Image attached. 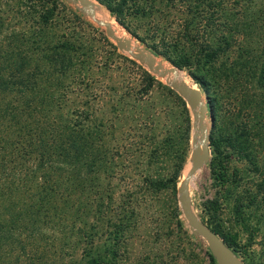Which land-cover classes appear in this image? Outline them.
I'll list each match as a JSON object with an SVG mask.
<instances>
[{
    "label": "trees",
    "instance_id": "1",
    "mask_svg": "<svg viewBox=\"0 0 264 264\" xmlns=\"http://www.w3.org/2000/svg\"><path fill=\"white\" fill-rule=\"evenodd\" d=\"M21 1L23 26L0 40V264H158L148 207L162 198L168 214L169 201L185 232L176 206L184 99L102 32L99 43L82 40L57 9L63 0ZM97 1L203 90L213 125L218 117L214 153L262 148L264 177V0ZM180 142L173 170L156 172Z\"/></svg>",
    "mask_w": 264,
    "mask_h": 264
},
{
    "label": "rangeland",
    "instance_id": "2",
    "mask_svg": "<svg viewBox=\"0 0 264 264\" xmlns=\"http://www.w3.org/2000/svg\"><path fill=\"white\" fill-rule=\"evenodd\" d=\"M63 1L65 6L60 5L57 9L60 14L70 19L72 24L75 25V30L77 34H80L82 40L93 38L94 40L96 39V43H99L97 40L100 38L101 32L106 36L103 26L98 25L88 15L82 13L78 3ZM91 1H95L105 8L97 0ZM21 2V0H0V40L4 41L6 34L12 31L16 32L20 26H23L21 23L22 19L19 17L22 11ZM74 9L80 18L75 17ZM107 12L109 13L108 10ZM109 15L111 14L109 13ZM114 21L122 27L128 40H133L143 50H147L160 62L167 64V66L172 65L162 56L155 54L144 46L115 19ZM106 37L115 45L118 53L134 59L156 78L167 84L162 76L154 74L144 63L129 55L123 48L116 46L114 41L108 36ZM100 47L106 48L101 43ZM119 67H123L122 70L124 69V72H126L124 74L129 72L133 75V66L129 63L121 62L117 69ZM180 71L185 74L192 87L198 92L202 102L206 105L203 121L205 122L208 137V156L198 167L192 177L193 180L191 179L188 184V198L192 211L208 227L214 224L219 227V230L231 240L234 253L242 264H264V212H262L263 209L260 207L259 209L255 208L258 200L262 199V192L264 191V177L260 167V157L263 149L261 148L259 151L253 150L251 154L254 157L249 155L247 158L235 153L228 146L215 154L210 145V135H216L218 117L215 114V125H213V116L211 109L210 112L208 111L209 105L205 93L184 69H180ZM153 98L156 101L161 100L162 95L159 90L153 91ZM185 104L189 114L190 126L185 150L183 151V159L178 170L176 186L184 177L183 171L192 157V114L186 102ZM224 114L225 112L222 110L218 113L220 117L227 121V117H224ZM220 124L223 130L226 131L228 124ZM182 145V142H180V145L172 144L167 153L163 154V157L166 158L162 163H158L154 170L160 173L173 170L172 168L178 162L179 155L181 156L180 151L178 152L177 149H179V146L181 148ZM257 146L258 144H256ZM161 199L148 207L150 211H154L148 224L153 230L157 231V234L150 236L149 240L152 241L151 243H159L160 245L154 256L155 262L158 264H210L208 259V253L211 254L210 249L202 237L190 232L178 206L177 196L176 206L179 211L178 217L181 220L182 228L185 230L183 233L177 232L173 224L175 222L173 216H171L170 202L168 201L170 213L166 214V211H168L167 202H159ZM162 224L168 227L167 232ZM163 244H169V246ZM132 256L133 254H130V259ZM211 256L214 264H218L214 256L212 254Z\"/></svg>",
    "mask_w": 264,
    "mask_h": 264
},
{
    "label": "water",
    "instance_id": "3",
    "mask_svg": "<svg viewBox=\"0 0 264 264\" xmlns=\"http://www.w3.org/2000/svg\"><path fill=\"white\" fill-rule=\"evenodd\" d=\"M69 2H76L79 4V9L85 15H88L95 23L103 26L104 32L106 36L114 41L116 46L123 48L129 55L138 59L140 62L144 63L149 70H151L154 74L164 77L166 73H170L169 76H165V82L174 89L187 103L190 112L192 114V135H191V144H192V157L190 160L191 165L187 170L186 174L180 181V183L176 186V196L177 203L180 208V211L185 219L188 228L191 233L202 237L206 244L208 245L211 254L214 256L215 260L218 264H242V262L237 258L234 253V250L228 246L223 239L214 232L210 227H208L204 222H202L196 214L192 211V208L189 203L188 198V184L189 178L195 169L207 159L208 156V137L207 132L204 133L201 131V140L202 147L201 152L197 154L195 146H194V128L196 124L198 127L201 126L204 119V112L206 105L199 97L197 102L194 100L191 89L179 82L178 79V71L180 69L176 66H169L165 69H159L157 65H153L150 60L144 56L142 52L132 51L127 48L128 42L118 37L110 28V25L107 22H103L100 19L94 17L93 8L91 0H66ZM208 111L210 112V107L208 106ZM195 158V159H194Z\"/></svg>",
    "mask_w": 264,
    "mask_h": 264
},
{
    "label": "bare ground",
    "instance_id": "4",
    "mask_svg": "<svg viewBox=\"0 0 264 264\" xmlns=\"http://www.w3.org/2000/svg\"><path fill=\"white\" fill-rule=\"evenodd\" d=\"M92 2V8H93V15L94 17L100 19L103 22H107L110 25V28L112 29V31L120 38H122L123 40L128 42V46L127 48L131 49L132 51H136V52H142L144 54V56H146L150 62L153 65H157L159 69H165L169 66H167V64L160 62L157 58H155V56L153 54H151L150 52H148L147 50H143L139 45H137L133 40H128L127 36L124 34V30L122 29V27H120L113 19V17L111 15H109V13L107 12V10L105 8H103L101 5H99L98 3H96L95 1H91ZM178 79L179 82L181 84H184L186 86H188L191 89L192 95L194 97V100L197 102L198 100V94L196 92V90L192 87L191 82L188 80V78L185 76V74L182 71H178ZM170 73H166L165 76H169ZM163 77V78H164ZM201 131L204 133L206 131V126H205V122L203 121L201 126L198 127V125L196 124L195 128H194V146L196 149L197 154H199L201 152V147H202V140H201ZM195 159V158H194ZM191 165L190 161L187 162V165L183 171V175L186 174L187 170L189 169V166ZM198 169H195L191 174L189 180L192 179V177L194 176L195 172ZM193 180V179H192Z\"/></svg>",
    "mask_w": 264,
    "mask_h": 264
}]
</instances>
